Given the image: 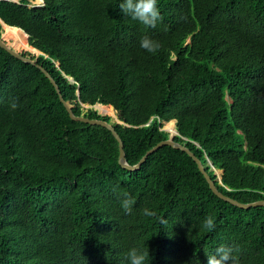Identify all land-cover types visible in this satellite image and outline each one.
<instances>
[{"label":"trees","instance_id":"1","mask_svg":"<svg viewBox=\"0 0 264 264\" xmlns=\"http://www.w3.org/2000/svg\"><path fill=\"white\" fill-rule=\"evenodd\" d=\"M121 3L0 0V38L7 29L15 48L40 51L74 113L114 126L129 164L176 121L175 141L220 192L264 200V0H157L155 28ZM144 36L156 52L140 47ZM221 246L264 264V206L220 199L171 146L123 169L110 130L74 121L50 79L0 47V264H128L131 248L149 251L146 264H207Z\"/></svg>","mask_w":264,"mask_h":264},{"label":"water","instance_id":"2","mask_svg":"<svg viewBox=\"0 0 264 264\" xmlns=\"http://www.w3.org/2000/svg\"><path fill=\"white\" fill-rule=\"evenodd\" d=\"M22 32H24V31L22 30ZM27 37H28V35H27ZM0 47L3 48L4 50H6L8 53H10L16 59L22 61L23 63L28 64V65L37 66L46 75V77L50 79L51 83L54 85L57 93L60 96V100L62 101L66 110L69 112L70 117L74 121L84 122V123H87L90 125H99V126H103V127L107 128L108 130H110L119 143V164L123 169H127V170L132 171V172L140 170L141 167L146 163V161L148 160V158L152 154L156 153L159 149H161L164 146H171L174 149H178V150L186 152L189 156H191L194 159V161L198 165L200 172L204 175L205 179L207 180V182L210 186V189L220 199L227 201V202L231 203L232 205L239 207V208H242V209H250L253 207H263L264 206V200L253 202V203H241V202H239V201H237V200H235L229 196L224 195L222 192H220L218 190V188L216 187L215 181L212 180L209 173L206 171L202 161L198 157H196V155L188 147H186L185 145H182L179 142L175 141L174 137L177 134L176 121H173L174 132L169 131L171 133V136L169 137V139L164 140V141L158 143L157 145H155L154 147H152L136 165L129 164L127 161V158H126L124 143H123L121 137L119 136L118 132L114 128V126L112 124L108 123L107 121H104V120L90 119V118H87L85 116H77L74 113L72 106L67 101H65V99L63 98L61 89H60L59 85L57 84V82L55 81V79L51 76V74L42 65H40L38 63V56L42 54L40 51L35 49L38 52L36 59L28 57V56L24 55L23 52L17 50L14 46L10 45L7 42V40L4 38V36H2V38H0ZM113 116L115 117V111H114ZM210 165L212 166V163H210ZM222 173L223 172L219 173L218 170H216V174H217L220 181L222 179Z\"/></svg>","mask_w":264,"mask_h":264},{"label":"clouds","instance_id":"3","mask_svg":"<svg viewBox=\"0 0 264 264\" xmlns=\"http://www.w3.org/2000/svg\"><path fill=\"white\" fill-rule=\"evenodd\" d=\"M119 7L122 13L146 27L155 28L157 22L163 19L157 7V0H122ZM159 46L157 41L152 40L148 36H144L140 40V47L150 53L156 52ZM10 107L15 110L18 105L13 101ZM134 203L135 201L130 197L122 200L121 207L126 215L132 213ZM143 214L148 217L156 215L154 211L147 208L143 209ZM202 227L209 231L214 230V218L212 216L205 217ZM233 251L234 249L231 247L221 246L213 255L207 257V264H239L238 257L233 255ZM125 258L128 264H146L149 258V251L140 252L136 248H131L125 254Z\"/></svg>","mask_w":264,"mask_h":264},{"label":"rangeland","instance_id":"4","mask_svg":"<svg viewBox=\"0 0 264 264\" xmlns=\"http://www.w3.org/2000/svg\"><path fill=\"white\" fill-rule=\"evenodd\" d=\"M3 36H4V38H5V33H4ZM5 39H6V38H5ZM6 40H7V42H8L10 45H12V46L15 45V43H14L13 40H10V39H6ZM16 49L19 50V51H21V52H27L28 54H31V56H37V54L29 53V50L23 48V46H22V48H21V47H16ZM31 58H32V57H31ZM97 107L100 109L101 113L110 115L109 112L107 113V111H106L103 107H101V106H97ZM112 109H113V108H112ZM112 116H113V115H112ZM170 124H172V123H168V124L165 126V129L168 130V131H172V130L169 128V127H171ZM173 124H174V123H173Z\"/></svg>","mask_w":264,"mask_h":264},{"label":"built area","instance_id":"5","mask_svg":"<svg viewBox=\"0 0 264 264\" xmlns=\"http://www.w3.org/2000/svg\"><path fill=\"white\" fill-rule=\"evenodd\" d=\"M44 5V0H31V6L41 7Z\"/></svg>","mask_w":264,"mask_h":264},{"label":"bare ground","instance_id":"6","mask_svg":"<svg viewBox=\"0 0 264 264\" xmlns=\"http://www.w3.org/2000/svg\"><path fill=\"white\" fill-rule=\"evenodd\" d=\"M17 29V28H16ZM18 30H20V29H18ZM22 31V30H21ZM24 33V32H23ZM7 34H14V33H12V32H10L9 30H5V35H7ZM23 46V48H24V45H22ZM15 47V46H14ZM219 172V171H218ZM220 173V172H219Z\"/></svg>","mask_w":264,"mask_h":264}]
</instances>
